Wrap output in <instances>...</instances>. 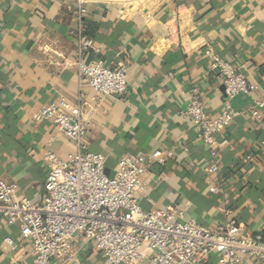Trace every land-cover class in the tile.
I'll return each instance as SVG.
<instances>
[{
  "label": "crops",
  "instance_id": "obj_1",
  "mask_svg": "<svg viewBox=\"0 0 264 264\" xmlns=\"http://www.w3.org/2000/svg\"><path fill=\"white\" fill-rule=\"evenodd\" d=\"M85 9L82 34L98 52L84 51L81 59L124 66L128 89L120 98L99 100L78 86L72 0H0V179L14 187L16 198L41 201L44 153L67 159L73 149L49 122L34 124L32 117L65 98L81 103L88 149L105 157L107 172L126 154H165L142 179L137 200L144 211L173 206L210 230L234 223L264 233V131L246 113L216 136L228 146L210 150L199 141L198 127L178 116L192 90L212 118L220 112L225 96L220 76L208 67L206 46L257 85L250 98L234 99V110L264 99V0H87ZM213 164L218 171L209 175ZM76 248L69 264H102L92 242ZM0 264H33L18 227L1 217ZM206 264L220 262L212 254ZM239 264L259 263L244 257Z\"/></svg>",
  "mask_w": 264,
  "mask_h": 264
},
{
  "label": "built area",
  "instance_id": "obj_2",
  "mask_svg": "<svg viewBox=\"0 0 264 264\" xmlns=\"http://www.w3.org/2000/svg\"><path fill=\"white\" fill-rule=\"evenodd\" d=\"M79 28L75 35L78 58L77 81L80 90L87 88L97 99L120 98L128 89L126 68L106 67L100 59L82 61L84 51L94 48L92 40L82 34L81 21L87 0H72ZM168 33L171 34L169 27ZM205 57L209 69L222 82L225 99L220 112L211 117L196 90L184 109L178 112L199 129V141L208 149L226 147L229 142L216 136L224 133L235 118L249 114L257 128L264 131V99L255 100L245 109H233L238 96L250 98L257 85L250 84L232 64L216 55L208 46ZM34 124L49 122L54 131L72 144L67 159L54 152L44 153L46 173L44 193L39 203L28 198H16L14 187L0 179V217L7 226H17L20 237L29 244L33 264H69L75 257L79 242H92L99 250L102 264H206L215 254L220 264H239L250 258L264 264V233H249L234 223L215 230L184 218V212L167 206L161 212L144 211L137 194L145 185L142 181L150 166L162 163L164 153L149 156L126 154L118 160L112 176L105 173V157L88 149L86 123L81 103L72 104L65 98L39 107L32 117ZM264 149V141L260 142ZM252 157L247 155L246 162ZM192 165H190L191 167ZM218 171L215 164L207 174ZM216 186L209 192L217 193ZM6 243L13 247L10 239ZM143 250L147 252L145 255Z\"/></svg>",
  "mask_w": 264,
  "mask_h": 264
},
{
  "label": "trees",
  "instance_id": "obj_3",
  "mask_svg": "<svg viewBox=\"0 0 264 264\" xmlns=\"http://www.w3.org/2000/svg\"><path fill=\"white\" fill-rule=\"evenodd\" d=\"M82 25H83V21H82ZM89 38H90V37H89ZM90 39H91V38H90ZM259 73H260L261 76L264 77V64L261 65V66L259 67Z\"/></svg>",
  "mask_w": 264,
  "mask_h": 264
},
{
  "label": "rangeland",
  "instance_id": "obj_4",
  "mask_svg": "<svg viewBox=\"0 0 264 264\" xmlns=\"http://www.w3.org/2000/svg\"><path fill=\"white\" fill-rule=\"evenodd\" d=\"M105 173H106V175L109 176V177L112 176V173H109V172L107 173L106 168H105Z\"/></svg>",
  "mask_w": 264,
  "mask_h": 264
},
{
  "label": "water",
  "instance_id": "obj_5",
  "mask_svg": "<svg viewBox=\"0 0 264 264\" xmlns=\"http://www.w3.org/2000/svg\"><path fill=\"white\" fill-rule=\"evenodd\" d=\"M108 173V172H107Z\"/></svg>",
  "mask_w": 264,
  "mask_h": 264
}]
</instances>
